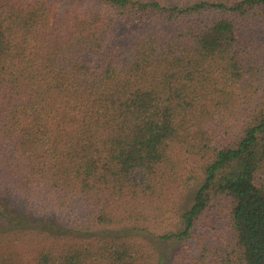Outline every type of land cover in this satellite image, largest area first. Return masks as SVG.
Wrapping results in <instances>:
<instances>
[{
    "label": "trees",
    "instance_id": "16d2710c",
    "mask_svg": "<svg viewBox=\"0 0 264 264\" xmlns=\"http://www.w3.org/2000/svg\"><path fill=\"white\" fill-rule=\"evenodd\" d=\"M0 264H264V0H0Z\"/></svg>",
    "mask_w": 264,
    "mask_h": 264
},
{
    "label": "rangeland",
    "instance_id": "374dc122",
    "mask_svg": "<svg viewBox=\"0 0 264 264\" xmlns=\"http://www.w3.org/2000/svg\"><path fill=\"white\" fill-rule=\"evenodd\" d=\"M148 235H149V234L146 235V238H147V239L149 238V239L151 240V239H152L151 236H148ZM164 246H166V245H164Z\"/></svg>",
    "mask_w": 264,
    "mask_h": 264
}]
</instances>
